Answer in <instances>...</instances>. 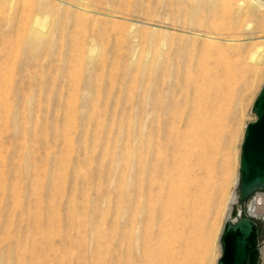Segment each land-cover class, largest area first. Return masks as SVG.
<instances>
[{
  "label": "rangeland",
  "instance_id": "374dc122",
  "mask_svg": "<svg viewBox=\"0 0 264 264\" xmlns=\"http://www.w3.org/2000/svg\"><path fill=\"white\" fill-rule=\"evenodd\" d=\"M263 83L264 0H0V264H147L175 142L205 128L210 211L180 260L217 264ZM247 214L264 251V192Z\"/></svg>",
  "mask_w": 264,
  "mask_h": 264
},
{
  "label": "bare ground",
  "instance_id": "6f19581e",
  "mask_svg": "<svg viewBox=\"0 0 264 264\" xmlns=\"http://www.w3.org/2000/svg\"><path fill=\"white\" fill-rule=\"evenodd\" d=\"M236 75L237 73L235 70L227 68V70L225 71L226 78L224 85H226L228 81H230V79H234ZM224 96L226 97L225 93L222 90H220V93L217 94L216 99L222 100ZM263 132H264V122L259 135L261 138H263V134H264ZM203 135H205V137L199 141L195 139L193 141L189 140V142H187V140H181V142L179 141V143L175 142L173 151L175 150L174 153H177V155H179V156L177 155L175 156L176 159L174 160L173 163V165L175 164L176 166H173L174 170L171 168L169 169L166 168V170L167 169L168 170L167 172L164 173L165 174L164 180L167 179L168 181L167 185L169 188L167 190L169 194L166 197V201L162 203L163 216H161L162 217L161 221H163V223L158 221L160 222L158 223V226L159 224H161L159 231H158V227L156 228L157 224L152 226L153 228L155 227V230H157V234L160 236L159 237L160 240L154 243L150 242L149 245L147 243L145 244L143 243L144 244L143 246L142 244V246L144 247L143 248L144 254L149 256V258L147 257L148 258L147 260L145 259L146 260L145 262L147 264H182L181 262L186 261V259H183V261L180 260L181 259L180 254L181 252L183 253L185 249L187 250V248L189 247L188 243L191 241L188 240L189 236H191L189 234L191 231L185 229V227H187V223L197 219L200 221V219L202 220V218H203L202 222L207 223L206 220L204 221V219H207L206 216L210 211L209 203L211 200L210 199L211 196L208 194V192L210 191L207 192V188H209L208 187L209 182L207 180L209 176H211V174L215 171V168L217 167V163L215 161L217 160L216 155H218L219 153V148L214 147L215 144L213 143L212 140L213 135L209 133L207 128L203 130ZM218 141L219 140H217V142ZM197 170L203 172L204 176L203 174H201L200 175L201 177H198L199 175H196L197 173L195 174V171ZM209 179H211V177ZM167 185L164 184V187H166ZM161 189L164 188H162L161 186ZM160 193H158V195L156 194L157 198L158 196L160 198ZM158 208L159 210L161 209L159 205ZM153 216L154 217L151 216V218H156L155 215ZM149 220L150 217L147 221ZM153 222L154 220L151 223L154 224L155 222L154 223ZM200 222L199 224H201ZM146 225L148 226V224ZM193 225L194 224L192 222L191 227H193ZM193 230L194 229H192V231ZM194 232L197 233L196 231ZM153 235L155 234L152 233V236ZM146 240L144 239V241ZM194 243L195 244L192 243L193 245L192 244L190 245H192V247L194 248L193 250H196L195 249L196 247H194L196 246V242ZM190 248L191 246L189 247L188 251L190 250ZM197 249H199V247H197ZM190 252L191 250L189 251V253ZM184 253H186L187 256L190 255V254L188 255V252H184ZM143 255L141 254L140 256ZM190 257L192 258L193 256ZM185 258H189V257H185ZM140 264H143V262Z\"/></svg>",
  "mask_w": 264,
  "mask_h": 264
},
{
  "label": "water",
  "instance_id": "95a60500",
  "mask_svg": "<svg viewBox=\"0 0 264 264\" xmlns=\"http://www.w3.org/2000/svg\"><path fill=\"white\" fill-rule=\"evenodd\" d=\"M251 113L255 120L249 121L243 131L235 185L237 197L221 231V255L217 264H262L264 261L258 224L247 214L248 202L264 192V134L263 138L259 136L264 122V83L252 102Z\"/></svg>",
  "mask_w": 264,
  "mask_h": 264
},
{
  "label": "flooded vegetation",
  "instance_id": "af4514ba",
  "mask_svg": "<svg viewBox=\"0 0 264 264\" xmlns=\"http://www.w3.org/2000/svg\"><path fill=\"white\" fill-rule=\"evenodd\" d=\"M258 224V223H257ZM258 232H259V225H258ZM260 233V232H259ZM260 235V234H259Z\"/></svg>",
  "mask_w": 264,
  "mask_h": 264
}]
</instances>
